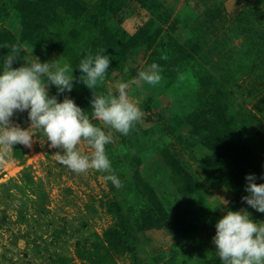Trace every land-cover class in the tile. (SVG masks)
<instances>
[{
  "label": "trees",
  "instance_id": "obj_1",
  "mask_svg": "<svg viewBox=\"0 0 264 264\" xmlns=\"http://www.w3.org/2000/svg\"><path fill=\"white\" fill-rule=\"evenodd\" d=\"M236 1L244 3L245 7L232 19L226 20L222 5L205 9L189 27L187 43L181 45L173 35L175 28L163 30L170 13L154 0H0V70L10 51L6 45L20 47L19 57L12 65L14 68L30 63L26 47L46 56H59L74 68L73 88L71 92L57 93L56 87L50 85L49 96H56L58 102L67 96L91 113L92 92L107 95L110 91L103 82L89 90L79 81L81 72L77 67L89 53L95 55L101 48L105 49L110 59L105 79L113 72H121L130 53L141 48L149 52L148 66L156 63L167 83L190 69L197 90L182 121L190 129V138L197 139L208 154L197 159L195 143L179 136L180 151L173 150L170 154L162 151L165 168L175 192L190 200L203 193L205 186L203 178L193 169L194 164L198 165L212 185L222 184L230 192L228 210L239 211L248 206L241 199L248 195L245 177L253 174L255 183H264V9L261 8L264 0ZM130 4L150 11L149 19L132 35L122 27L131 13ZM227 21H230L229 31L242 39L241 50L219 57L207 70L203 53L216 49L207 50L205 42L210 36L216 41L217 33L225 28ZM12 22L19 27L18 38L8 29ZM242 97L251 104L250 110L246 109L244 101L241 102ZM147 103L150 110L154 103L152 99ZM166 116L163 112L158 114L162 124L167 123ZM22 121L24 126L27 116ZM91 122L100 127L96 119ZM135 130L134 123L130 131ZM119 139L120 145L127 149L130 134L119 133ZM129 147L132 148L131 144ZM105 152L122 185L115 191L122 197H111L105 202V211L115 222L100 237L96 234L87 240L77 237L75 256L78 262L52 251L55 257L51 255V264H118L121 257H127V264H160L161 250L156 248L152 238L160 231H168L178 239L179 245L174 243L172 250L184 246L177 264H223L205 239H194L201 230L216 233L215 225L220 216L215 209L207 205L196 211L183 207L178 199L169 196L171 194L159 197L154 186L136 171L137 163L131 165L134 171L130 176L112 143L105 145ZM12 153L23 163L21 144L14 145ZM43 201L39 195L33 202L35 217L31 223L24 216L27 206L22 202L19 220L39 228L40 221L46 219V224L53 227L56 240H61L70 229L66 225L60 227L57 220L48 216L49 210ZM253 220L258 222L257 218Z\"/></svg>",
  "mask_w": 264,
  "mask_h": 264
},
{
  "label": "rangeland",
  "instance_id": "obj_2",
  "mask_svg": "<svg viewBox=\"0 0 264 264\" xmlns=\"http://www.w3.org/2000/svg\"><path fill=\"white\" fill-rule=\"evenodd\" d=\"M154 1L162 4L163 9L170 13L163 30L175 28L173 35L181 45L187 43L190 37L189 27L194 25V20L205 9H213L217 5H222L227 20L232 19L245 7L244 3L236 0ZM261 8L264 9V6ZM129 11L131 13L125 19L122 27L132 35L149 19L150 11L141 8L140 5L134 6V4H130ZM224 26L225 28L220 29L217 33L216 41L215 37L210 36V39L205 42L207 50L216 49L215 52L207 53L206 51L203 53L204 68L207 70L219 57L231 56L241 50L242 39L229 31L230 21H227ZM8 29L16 38L19 37L20 31L17 24L12 22ZM26 50L30 55V62L38 58L41 63H59L61 66L66 64L59 56H46L29 47H26ZM148 57L149 52L144 48L132 51L126 61V67L121 72H113L103 80L104 85L112 93L117 92L119 83H127L129 87L126 91L129 98L138 102V107L143 112L142 118L135 122L137 130L129 131L132 148L128 143V148L125 149L120 145L119 132L97 120L99 126L106 134L111 132L113 147L124 161L130 176L134 171L131 165L137 163L136 171L142 175L145 181L150 182L151 186H154L159 197L162 194L164 196L166 193L171 194L169 196L172 199H178L183 207H190L196 211H201L208 205L215 209L222 218L229 211L224 205L223 199L228 203L231 200V194L226 187L222 184L212 185L211 180L204 176L202 169L194 164L193 169H196L199 176L203 178L205 186L203 193L200 192L194 198L186 200L181 193L178 194L173 189L174 184L169 179L170 173L165 168L162 158L164 150H167L169 154L173 153V150L180 151L181 144L177 141L179 136L195 143L194 153L197 159L208 154L197 142V139L190 138V129L185 127L182 121L197 90L193 71L186 69L172 83H167L161 77L160 82L155 85H149L142 80L137 84L134 81L138 79V73L151 68L147 64ZM149 99H152L154 103L150 106V110L147 109ZM243 101L246 109L250 110L251 104L246 103L244 97L241 98V102ZM79 107L85 113H89L82 105ZM160 112L166 113V117L170 121L162 124L158 119ZM25 116H27V122L22 126ZM12 120L23 129L29 128L31 124L27 110L17 112ZM31 131L33 133L32 146L29 148L21 145L23 163L15 159L12 153L10 159L6 158L5 163L0 164V264H51V258L55 257L52 251L58 252L61 257H73L78 262L79 260L75 256L77 237L82 236L86 240L89 237L94 238L95 234L100 237L102 232L115 222L112 216L105 211L106 200L111 197L120 199L122 196L118 197L115 192L118 187L114 186L111 181L106 182L103 179L108 173L94 169L75 173L66 166L60 165L53 154L57 151L62 152V150L50 148V142L47 141L45 134L38 133L40 129ZM77 147L85 155H90L93 151L83 140ZM169 185L170 187H168ZM176 189L178 188L176 187ZM39 195L44 200V206L49 210L48 216L57 220L60 227L66 225L70 229L69 234L62 235L61 240H56L52 233L53 227L46 224V219L40 221L39 228L35 224L34 226L30 224L32 218L35 217L32 204ZM22 202L27 206L24 216L30 222L28 224L20 222L18 217ZM24 209L23 207L22 210ZM243 209L251 214L252 219L257 218L258 222H264V215L259 214L260 212L249 206H245ZM214 236L215 234L201 230L194 239H205L216 253V246L213 243ZM152 238L156 248L158 246L161 250L162 262L160 264H177V257L184 246L180 245L176 250H172L171 246L174 243L179 245L178 239L168 231L155 232ZM181 242L184 243L182 240ZM43 246L49 251L44 250ZM127 262V257H121L117 263L127 264Z\"/></svg>",
  "mask_w": 264,
  "mask_h": 264
},
{
  "label": "clouds",
  "instance_id": "obj_3",
  "mask_svg": "<svg viewBox=\"0 0 264 264\" xmlns=\"http://www.w3.org/2000/svg\"><path fill=\"white\" fill-rule=\"evenodd\" d=\"M10 47L4 57L0 70V164L10 159L13 146L17 144L31 147L33 143L32 129H40L49 141L50 148H58L56 161L75 173H83L89 169L108 173L103 179L111 181L114 186L121 187L114 174L111 163L105 152V145L113 142L111 132L107 133L95 126L91 120L96 119L121 134L127 135L140 120L143 112L138 102L131 100L127 93L129 85L119 83L118 94L107 95L92 92L91 113H85L67 96L58 102L56 96H49L50 85H54L57 93L71 92L74 77L70 65L51 62L41 63L38 58L20 67H12L18 59L20 47ZM110 59L101 48L95 55H85L78 65L81 72L79 81L92 90L102 83L109 69ZM127 71V69H125ZM162 69L156 64L150 70L138 73L139 84L142 80L149 85L158 84ZM27 110L30 127L23 129L13 122L17 112ZM85 141L93 150L90 155L82 154L78 149L81 141ZM248 195L241 199L257 212L264 213V183L254 182L255 176L245 177ZM227 206L228 201L224 200ZM216 233L213 243L216 253L223 264H264V222H257L245 209L227 211L215 225Z\"/></svg>",
  "mask_w": 264,
  "mask_h": 264
}]
</instances>
